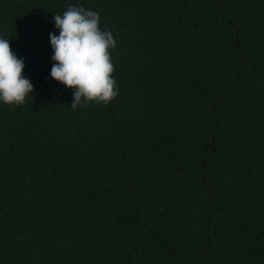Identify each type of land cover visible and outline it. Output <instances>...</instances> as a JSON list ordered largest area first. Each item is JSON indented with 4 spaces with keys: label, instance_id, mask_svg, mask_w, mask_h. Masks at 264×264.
Segmentation results:
<instances>
[{
    "label": "trees",
    "instance_id": "16d2710c",
    "mask_svg": "<svg viewBox=\"0 0 264 264\" xmlns=\"http://www.w3.org/2000/svg\"><path fill=\"white\" fill-rule=\"evenodd\" d=\"M100 14L118 95L72 108L53 14ZM33 92L0 103V264H264V0H0Z\"/></svg>",
    "mask_w": 264,
    "mask_h": 264
},
{
    "label": "clouds",
    "instance_id": "9594fccd",
    "mask_svg": "<svg viewBox=\"0 0 264 264\" xmlns=\"http://www.w3.org/2000/svg\"><path fill=\"white\" fill-rule=\"evenodd\" d=\"M52 23L58 34L49 32L52 49L49 76L72 90L71 107L88 102L110 103L119 92L111 75L114 65L110 50L116 40L110 30L99 27L100 14L83 6L69 5ZM23 58L10 49L9 39L0 38V103L20 106L33 92L22 75Z\"/></svg>",
    "mask_w": 264,
    "mask_h": 264
}]
</instances>
